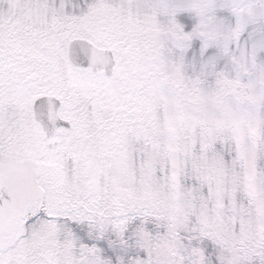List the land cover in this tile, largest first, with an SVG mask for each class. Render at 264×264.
<instances>
[{
  "label": "snow or ice",
  "instance_id": "snow-or-ice-1",
  "mask_svg": "<svg viewBox=\"0 0 264 264\" xmlns=\"http://www.w3.org/2000/svg\"><path fill=\"white\" fill-rule=\"evenodd\" d=\"M0 264H264V0H0Z\"/></svg>",
  "mask_w": 264,
  "mask_h": 264
}]
</instances>
